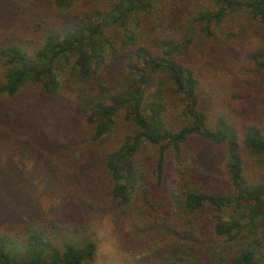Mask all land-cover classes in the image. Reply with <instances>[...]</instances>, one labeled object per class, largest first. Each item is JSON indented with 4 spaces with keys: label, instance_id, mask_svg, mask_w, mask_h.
<instances>
[{
    "label": "trees",
    "instance_id": "trees-1",
    "mask_svg": "<svg viewBox=\"0 0 264 264\" xmlns=\"http://www.w3.org/2000/svg\"><path fill=\"white\" fill-rule=\"evenodd\" d=\"M235 13L264 26V0H0V264H91L103 211L149 264H264V103L208 113L187 59ZM245 59L264 78V41ZM196 139L224 146L226 189L197 180Z\"/></svg>",
    "mask_w": 264,
    "mask_h": 264
},
{
    "label": "rangeland",
    "instance_id": "rangeland-1",
    "mask_svg": "<svg viewBox=\"0 0 264 264\" xmlns=\"http://www.w3.org/2000/svg\"><path fill=\"white\" fill-rule=\"evenodd\" d=\"M263 41L264 26L245 13L231 15L224 27L210 38L197 34L187 59L199 71L200 102L205 111L214 113L222 108L240 126L259 120L258 109L264 103V78L250 67L245 55ZM190 150V162L199 183L211 190L226 189L224 146L196 139ZM245 162L254 177L264 179L263 156L245 153ZM84 187L85 183L80 185V190ZM47 196L43 194L45 203L50 201ZM95 215L89 224L97 231L98 252L91 264H149L146 246L138 242L140 224L136 225V220L119 218L107 211Z\"/></svg>",
    "mask_w": 264,
    "mask_h": 264
}]
</instances>
